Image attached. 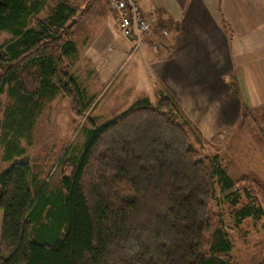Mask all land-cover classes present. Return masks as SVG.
Listing matches in <instances>:
<instances>
[{"label":"trees","instance_id":"16d2710c","mask_svg":"<svg viewBox=\"0 0 264 264\" xmlns=\"http://www.w3.org/2000/svg\"><path fill=\"white\" fill-rule=\"evenodd\" d=\"M50 2L0 0V35H11L0 41V96L8 101L0 119L8 164L0 170V264H232V241L213 207L218 189L240 224L264 217V180L253 172L234 180L174 97L140 98L86 127L83 147L60 157L56 186L47 159L26 155L40 114L60 92L77 117L94 99L71 72L73 28L87 9L59 0L39 17Z\"/></svg>","mask_w":264,"mask_h":264},{"label":"rangeland","instance_id":"374dc122","mask_svg":"<svg viewBox=\"0 0 264 264\" xmlns=\"http://www.w3.org/2000/svg\"><path fill=\"white\" fill-rule=\"evenodd\" d=\"M57 1L59 0H51L39 17L47 16L49 8ZM72 1L82 8L86 7L87 10L79 17L73 28L78 53L71 72L78 78V83L88 88L94 99L86 114L77 117L71 111V99L60 92L52 102L46 104L34 126L33 140L27 147L26 155L29 158L36 156L40 162L44 158L47 159L46 175L53 186L59 184L61 176L57 167L60 157L67 148L73 153L83 147L86 127H90L92 123L95 125L103 123L143 97H148L153 103H156L161 94L177 100L171 90L163 87H158L155 94L156 85L159 83L156 82L155 75L152 82L149 74L143 70V58L140 56L142 50L126 59L129 45L121 35L117 18L108 8L106 0ZM107 31H111L114 36V44L127 49V53L124 51L117 61L113 60L112 63L115 65L100 72V66L109 54L107 49L102 50L103 48H99L98 45L104 42ZM10 38L11 35L7 32L0 35L2 42ZM244 89L249 90L248 83ZM180 97L181 101L177 102L184 112L183 116L199 131L206 151L210 154L218 153L224 158L228 165V173L234 180H239L249 172L256 173V170L264 172V129H260L261 123L254 113L245 111L239 117H232L227 112L216 113L220 118L222 116L225 118L217 117L212 124V120L207 122L202 118L208 114L206 110L194 109L196 105L204 107L206 104L193 102L189 94ZM7 102V96L2 94L0 119ZM225 123H229V133L223 126ZM22 144H26L25 139H22ZM7 165L0 156V170ZM237 188L235 187L233 191H241L239 186ZM226 195L218 189L213 207L223 217L231 238L232 264H264V217L258 219L249 217L236 224V219L231 213L232 206L229 205ZM1 222L0 210V233Z\"/></svg>","mask_w":264,"mask_h":264},{"label":"crops","instance_id":"0c3cea01","mask_svg":"<svg viewBox=\"0 0 264 264\" xmlns=\"http://www.w3.org/2000/svg\"><path fill=\"white\" fill-rule=\"evenodd\" d=\"M141 5L170 32L165 49L140 51L143 70L159 83L155 94L158 87L171 90L178 101L189 94L206 104L194 109L206 110L202 118L212 124L220 112L239 117L247 109L264 129V0H141ZM104 38L98 46L109 56L100 72L127 53L114 44L111 31ZM223 126L229 133V123ZM255 172L264 180L263 171Z\"/></svg>","mask_w":264,"mask_h":264},{"label":"built area","instance_id":"2783aa9c","mask_svg":"<svg viewBox=\"0 0 264 264\" xmlns=\"http://www.w3.org/2000/svg\"><path fill=\"white\" fill-rule=\"evenodd\" d=\"M106 3L115 14L119 31L129 45L126 59L144 48L155 52L166 48L170 32L160 26L156 18L145 15L141 0H106Z\"/></svg>","mask_w":264,"mask_h":264}]
</instances>
